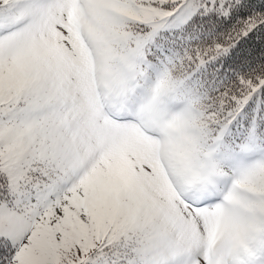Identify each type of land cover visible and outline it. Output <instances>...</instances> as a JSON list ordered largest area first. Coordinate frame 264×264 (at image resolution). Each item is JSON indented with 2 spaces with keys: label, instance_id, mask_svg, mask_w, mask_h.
I'll use <instances>...</instances> for the list:
<instances>
[{
  "label": "snow or ice",
  "instance_id": "obj_1",
  "mask_svg": "<svg viewBox=\"0 0 264 264\" xmlns=\"http://www.w3.org/2000/svg\"><path fill=\"white\" fill-rule=\"evenodd\" d=\"M0 264H264V0H0Z\"/></svg>",
  "mask_w": 264,
  "mask_h": 264
}]
</instances>
